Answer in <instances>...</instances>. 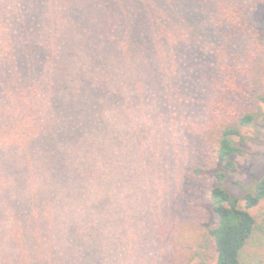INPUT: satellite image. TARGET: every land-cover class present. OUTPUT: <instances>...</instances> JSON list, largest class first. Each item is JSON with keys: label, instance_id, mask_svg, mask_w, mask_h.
<instances>
[{"label": "rangeland", "instance_id": "1", "mask_svg": "<svg viewBox=\"0 0 264 264\" xmlns=\"http://www.w3.org/2000/svg\"><path fill=\"white\" fill-rule=\"evenodd\" d=\"M169 2L153 0L157 48H153V77L144 69L146 83L140 84L146 88L144 95L133 87L130 91L138 95L116 104L88 97L99 105L83 111L88 120L89 110L92 126L98 119L107 121L101 138L106 153H95L98 162L93 157L101 180L76 198L81 207L76 199L69 200L77 206V222L97 242L90 264H213L214 240L207 232L218 221L210 201L216 174L225 171L220 182L239 198L264 175V104L259 99L264 95V47L258 43L264 36V0H221L220 17L205 9L195 20L182 15L181 23L173 24L168 21ZM48 8V0H0V181L5 186L15 187L20 174L11 169V162L26 166L19 164L25 170L20 176L26 187L34 184L32 170L46 169V151L35 149L29 137L12 130L9 109L12 90L30 82L27 66L22 73L15 61L26 60L29 37L35 43L41 39V21ZM233 10L234 14H225ZM140 14L136 9L127 16L125 11H100L94 22L100 24L103 45L110 40L112 45L126 42V34H133L128 21L134 25ZM85 53L82 49L74 55L71 75L78 72L79 62L90 64L83 59ZM92 55L96 56L95 50ZM99 71L89 72L94 83ZM82 84L78 79L59 96L71 91L79 95L78 102L88 103L77 92ZM224 89L227 95L221 92ZM246 113L254 118L240 126ZM226 125L237 126L242 133L236 137L242 152L230 169L217 160L219 136ZM17 146L22 153L15 150ZM27 209L28 214L38 210ZM250 212L264 226V199ZM263 246L264 230L258 229L246 246L244 264L260 262ZM10 250L7 243L0 244V262Z\"/></svg>", "mask_w": 264, "mask_h": 264}, {"label": "trees", "instance_id": "2", "mask_svg": "<svg viewBox=\"0 0 264 264\" xmlns=\"http://www.w3.org/2000/svg\"><path fill=\"white\" fill-rule=\"evenodd\" d=\"M169 1L166 10L170 24L181 23L182 15L195 20L205 9L219 17L221 14V8L217 9L221 0ZM48 4L43 20L37 19L44 29L41 39L35 43L29 37L31 48L27 57L25 55L26 60L15 61L22 73L27 66L28 81L38 77L12 90L13 102L9 109L12 130L19 136L29 137V143L35 149L46 151V169L42 173L32 170L29 176L34 184L26 187L20 176L26 166L21 161H14L17 165L11 162L9 166L20 172L16 174V186H5L0 181V196L4 199L0 200V206L4 208H0V244L5 242L11 247L10 251L4 252L7 258L3 256L0 264H90V254L97 248V242L87 234V227L77 222L79 214L75 208L81 204L76 198L101 180L94 161H97L96 152L106 153L101 138L107 121L98 119L91 125L93 119L88 111L99 104L88 97H95L98 102L104 98L109 103H120L124 98L138 95L130 91L133 87L142 90L141 95H144L146 88L140 84L142 80L145 82L146 67L145 75L153 77V48H157L153 45V0H48ZM104 8L125 11V16L132 9L141 12L134 25L128 21L133 34L127 33L123 44L112 45L111 40H105L108 45H103L100 24L94 20ZM230 13L234 14L235 10L225 14ZM160 14L161 11L156 16L159 20ZM41 31L40 25V34ZM258 43L264 47V36ZM82 49L86 51L83 59L91 62H79L76 65L78 72L71 75L75 71L74 55ZM93 70L99 71L96 83L90 75ZM78 79L83 84L77 92L80 91L81 99L88 103L78 102L79 95H73L71 91V96H59L70 84L75 86ZM221 85L218 82V86ZM88 87H91L90 93H87ZM221 92L227 95L228 89ZM259 99L264 104V95ZM85 108L89 109L88 120L85 114L83 117ZM253 118L251 113L244 114L239 120L240 126L250 124ZM241 136V130L233 125H226L220 133L217 160L224 162L227 169L233 167L234 157L242 152L236 142V137ZM18 146L15 150L22 153ZM24 154L28 155V152ZM224 177L225 171L218 172V182L210 189L211 209L218 217L217 223L207 232L214 240L216 257L213 264H244L247 244L258 229L264 230L250 212L264 199V175L243 198L226 190L220 182ZM70 199H76L78 205L75 208L69 203ZM28 206L38 210H29L28 214ZM83 218L86 220L87 217ZM98 247L100 251L102 248ZM262 249L264 251V246ZM257 264H264V257Z\"/></svg>", "mask_w": 264, "mask_h": 264}]
</instances>
